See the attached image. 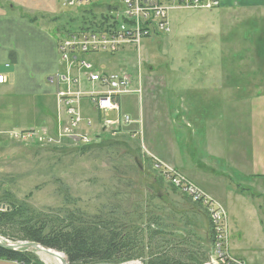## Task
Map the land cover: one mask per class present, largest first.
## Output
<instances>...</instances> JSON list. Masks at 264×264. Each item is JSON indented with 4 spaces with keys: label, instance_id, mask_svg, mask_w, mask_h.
<instances>
[{
    "label": "crops",
    "instance_id": "1",
    "mask_svg": "<svg viewBox=\"0 0 264 264\" xmlns=\"http://www.w3.org/2000/svg\"><path fill=\"white\" fill-rule=\"evenodd\" d=\"M58 4V0H0V75L7 78L0 85V140L10 132L57 127V88L51 79L62 69ZM213 14L221 22L203 32L202 40L218 35L223 41L219 91L211 83L210 89L201 86L181 93L171 75L157 77V85L148 77L147 110L144 113L141 107L132 114L135 123L123 133L134 132L131 137H141V144L149 146V150L140 147L153 167L156 161L180 172L225 207L233 202V192L249 194L251 185L255 189L264 185V27L259 26L264 24V0H221ZM254 28L261 37L251 41ZM249 67L254 70H244ZM189 79L202 84L197 77ZM154 87L151 97L149 89ZM139 89L140 94L124 95L122 105L124 98L134 102L138 98L142 104V82ZM174 97L181 106L175 105ZM106 119L111 118L96 116L97 131ZM104 135L100 131L98 139Z\"/></svg>",
    "mask_w": 264,
    "mask_h": 264
},
{
    "label": "rangeland",
    "instance_id": "2",
    "mask_svg": "<svg viewBox=\"0 0 264 264\" xmlns=\"http://www.w3.org/2000/svg\"><path fill=\"white\" fill-rule=\"evenodd\" d=\"M58 1L55 11L56 25L65 34L78 32L84 27L98 26L102 19L104 12L102 7L93 6L78 10L65 7L62 0ZM215 11L186 9L171 11L172 31L169 35H158L144 40L139 56L133 52H126L101 61L108 69L125 72L134 79H139V84L142 82L144 90L142 104H138V98L135 102L123 99L122 109L128 116L133 118L132 114L138 113L141 107L142 111L146 112L148 102L146 84L150 82L148 77H153L156 84L160 75H171L178 92L181 93L201 86L203 87L201 89H210L211 83H215L218 90L222 84L220 75L224 69L222 66L224 52L221 50L223 41L221 42L218 35L207 42L202 40L203 32L221 22V19L213 14ZM262 25L264 24H259L264 27ZM252 32L254 33L251 41L255 38L260 39L258 28H254ZM244 70L250 72L254 68ZM190 77L199 78L202 84L191 83ZM139 84L137 83V87ZM149 90L152 91L151 97H155V87ZM174 102L176 106L182 105L177 97H174ZM55 108L56 129H32L45 132L48 137L43 142L37 140L19 142L12 138L11 132L1 135V194L8 191L20 205L43 214L78 209L92 215L100 211L106 212L113 204L128 207L131 202H137L142 208L156 211L159 209L164 215H168L167 218H163L167 224L171 221L184 226L186 221L190 220L195 226L194 232L197 233L195 236L203 238L204 241L208 239V234H205L207 212L205 213L201 205L188 202L187 195L181 188L172 185L155 171L153 164L142 153L140 146L146 145L148 150L149 146L141 144V137H131L136 134L134 132L128 136L126 131L121 135L112 136L111 129H108L104 132L106 133L104 137L95 139L89 146H82L70 140L59 143V139L67 138V132L60 127L57 106ZM87 116L96 118V114L92 112ZM106 118L116 119L117 115L108 114ZM60 134L63 137H59ZM49 137L53 141L50 142ZM151 138L155 143V132ZM115 139H118L117 142L113 141ZM250 187L252 189L249 194L233 192V202L225 206L228 215L229 254H232H230L232 258H240L244 264H264V185L260 189H255L252 185ZM194 212L198 215H189ZM164 238L162 236V239ZM0 242L29 243L23 240L22 233L6 227H0ZM175 246L164 247V252L177 253L179 248H185L178 244ZM185 246L191 245L186 243ZM207 246L209 245H200L204 252H207ZM155 249L157 248L145 249L137 259L126 264H144L142 258L148 259V255L155 256L160 253L158 250L155 252ZM31 252L44 264L63 262L61 258L35 250ZM214 253L215 248L206 264H221ZM0 264L11 263L0 260Z\"/></svg>",
    "mask_w": 264,
    "mask_h": 264
},
{
    "label": "built area",
    "instance_id": "3",
    "mask_svg": "<svg viewBox=\"0 0 264 264\" xmlns=\"http://www.w3.org/2000/svg\"><path fill=\"white\" fill-rule=\"evenodd\" d=\"M65 7L78 10L98 6L104 9L98 26L84 27L74 33H60L58 50L62 69L51 79L56 84V106L60 127L66 140L89 146L98 139L96 118L87 116L116 114L114 120H103L102 133L111 129L118 136L134 120L123 113L121 99L124 95L140 94V83L125 72L108 69L103 59L109 60L120 53L140 55L144 40L172 31L170 12L194 10L211 12L221 7V0H62ZM140 62V58L139 61ZM7 78L0 75V85ZM64 122L66 124H64ZM96 136L94 137V135ZM106 134V133H105ZM19 142L47 139L45 132H13ZM59 137H63L61 134ZM48 140L53 141L50 137ZM57 141V140H56ZM154 168L172 185L184 190L192 201L207 212L216 231L215 258L221 264H244L229 254L228 215L225 207L207 195L180 172L156 162Z\"/></svg>",
    "mask_w": 264,
    "mask_h": 264
},
{
    "label": "trees",
    "instance_id": "4",
    "mask_svg": "<svg viewBox=\"0 0 264 264\" xmlns=\"http://www.w3.org/2000/svg\"><path fill=\"white\" fill-rule=\"evenodd\" d=\"M137 166L140 168L138 163ZM186 200L193 203L188 195ZM0 206L3 208L0 210V227L22 233L23 240L64 253L69 264H126L137 259L145 249L154 247L157 248L155 252L160 253L148 255V259L142 258L144 264H206L217 239L205 209L208 221L205 234H208V239L204 241L195 236V226L190 220L184 226L171 221L167 224L164 219L168 215L159 209L142 208L137 202H131L128 207L113 204L106 212L92 215L78 209H67L63 214H43L20 205L10 192L5 191L0 193ZM162 236L165 238L162 239ZM186 243L191 246L186 247ZM176 244L185 248H179L177 253L164 252V247H176ZM201 244L209 245L207 252L201 249ZM0 260L44 264L31 250L12 251L2 246Z\"/></svg>",
    "mask_w": 264,
    "mask_h": 264
},
{
    "label": "water",
    "instance_id": "5",
    "mask_svg": "<svg viewBox=\"0 0 264 264\" xmlns=\"http://www.w3.org/2000/svg\"><path fill=\"white\" fill-rule=\"evenodd\" d=\"M0 246L8 249V250H12V251H19V250H35L38 253H43L46 255H49L51 257H59L60 254H63L65 256V259H63L62 264H69V260L66 257V255L64 253L46 248L41 246L40 244L34 243V242H29V243H22V244H6V243H2L0 242Z\"/></svg>",
    "mask_w": 264,
    "mask_h": 264
},
{
    "label": "bare ground",
    "instance_id": "6",
    "mask_svg": "<svg viewBox=\"0 0 264 264\" xmlns=\"http://www.w3.org/2000/svg\"><path fill=\"white\" fill-rule=\"evenodd\" d=\"M90 147H91V146H90ZM83 152H84V151H83ZM42 254H43V253H42ZM57 258H59V259H60V258H61V259H65V257H64L63 254H60L59 257H57Z\"/></svg>",
    "mask_w": 264,
    "mask_h": 264
}]
</instances>
